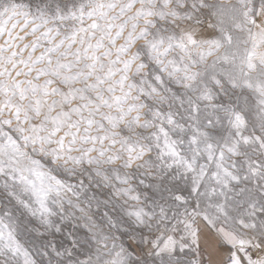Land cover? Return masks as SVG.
<instances>
[{"label": "snow or ice", "instance_id": "1", "mask_svg": "<svg viewBox=\"0 0 264 264\" xmlns=\"http://www.w3.org/2000/svg\"><path fill=\"white\" fill-rule=\"evenodd\" d=\"M0 264H264V0H0Z\"/></svg>", "mask_w": 264, "mask_h": 264}]
</instances>
